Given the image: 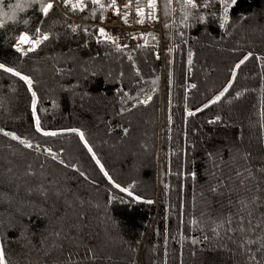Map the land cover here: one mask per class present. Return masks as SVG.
<instances>
[{
  "label": "trees",
  "instance_id": "16d2710c",
  "mask_svg": "<svg viewBox=\"0 0 264 264\" xmlns=\"http://www.w3.org/2000/svg\"><path fill=\"white\" fill-rule=\"evenodd\" d=\"M25 2L0 0V13L11 15L8 5ZM165 5L163 0L164 25L168 24L164 62L153 43L116 51L111 42L95 34L97 28L56 5L47 18L36 7L16 9L14 19L0 15V63L31 78L41 128L57 132L45 136L36 131L29 85L0 70V129L15 132L33 145L26 148L0 133V240L5 242L10 264H64L69 255L71 264H248L247 254L239 247L240 232L220 228L215 235L212 229L214 220L236 213L238 199L251 195L257 186L264 191V173L256 171L264 167V32L260 33L264 0H236L223 29L218 21L190 22L184 27L175 0L168 15ZM92 11L87 7L69 13L85 21L98 20L101 13L95 11L93 16ZM40 19L44 20L42 30L51 28L55 35L33 52L17 53L11 44L21 32L33 35ZM67 24L79 26L77 32L72 33ZM248 53L252 55L233 75L232 69ZM89 58L95 68L85 76L82 68ZM46 86L55 92L49 93ZM225 87L228 91L221 99L209 104ZM86 95L92 100L83 110L78 102ZM147 96L152 97L147 104L139 103ZM122 107L130 110L121 112ZM197 108L202 110L196 112ZM189 111L195 115L189 116ZM100 114L103 122L97 126L94 117ZM147 115L152 120L149 166L129 176L132 159L113 166L111 153L94 136L122 141L135 150L146 132L141 123ZM217 115L221 120L209 123ZM71 128L84 132L116 183L127 187L134 182L130 190L143 199L137 201L109 183L79 137L63 131ZM210 151L217 153L219 168L213 167ZM188 172H195V178ZM218 182L217 191L210 192L209 186ZM65 199L71 205H65ZM94 203L97 209L91 207ZM261 213L264 203L256 216ZM100 214L118 229L96 230L93 223ZM22 226L28 231L17 239ZM56 231L61 234L55 236ZM259 236L258 229L245 238L255 241ZM193 238L199 242L193 244ZM246 247L255 252L259 244ZM87 249L94 258H86ZM258 259L264 264V253Z\"/></svg>",
  "mask_w": 264,
  "mask_h": 264
},
{
  "label": "snow or ice",
  "instance_id": "6c2138e0",
  "mask_svg": "<svg viewBox=\"0 0 264 264\" xmlns=\"http://www.w3.org/2000/svg\"><path fill=\"white\" fill-rule=\"evenodd\" d=\"M56 0H26L25 3H17L16 5H8L10 9H13V12L11 15L7 13H0V15H8L9 19H14L15 10H23L25 7H36L38 10V13L41 17L47 18L50 16L51 11L55 7ZM176 4L180 6V11L182 12V18L180 19V24L184 27H189L190 22H195L198 24H204V23H215L218 21L219 28L223 29L225 28L226 24L229 21V9L232 5L236 3V0H175ZM63 6L69 11V12H83L89 4L92 6H96L101 10H107L111 9L113 12V15L120 16V19L127 24L128 23V16L129 11L132 9L133 4L132 0H125V3L123 4V8L125 11L123 12V15H120V6L117 4V0H109V3L105 4L102 2V0H62ZM173 4V0H166V11L165 15H168L167 9L171 7ZM147 18L149 20H156L158 19L156 15L157 10V0H147ZM135 14H136V21L137 24H143L145 19V8L143 6H140L139 4L135 7ZM92 15L95 16V8H93ZM98 19L101 23L104 22L105 16L103 15V11H101V14L99 15ZM25 23H28V21H25ZM44 23L43 19H40L39 23L35 26V30L33 33V37H31L29 34L25 32H21L19 34V38L16 40L15 43L11 44V47L15 49L17 53H20L21 55H24L25 52H33L35 51L39 46H41L44 42L49 41L50 36L55 35L51 28L48 30H42V25ZM0 26H3L2 21H0ZM67 28L71 30L72 33H76L79 26L74 24H67ZM165 28L168 27V24L164 25ZM82 31L85 33V35H90L88 33L87 28H83ZM99 38H101L104 41L111 42L116 51H121L124 48H127L128 45H122L120 43H117L118 37H114L106 31L104 27H99L96 29L95 33ZM143 35V34H141ZM181 35L183 33L181 32ZM132 39H136V36L133 35L131 37ZM83 39V37H82ZM155 39V37H153ZM84 43L87 44V40L84 39ZM22 45H27V48L22 47ZM252 53H248V55H245L243 59H241L236 65L235 68L232 69L233 75H235V69L239 68L242 64H244L245 61L249 59V56H251ZM192 56L193 53L191 51L188 52V63H192ZM158 58V57H157ZM129 60H132V57H128ZM256 59H260V57H256ZM133 71L135 72L136 76L140 75L139 69L135 66V63L132 65ZM0 70H2L5 73H10L16 77H19L20 80L24 81L26 84L29 85L28 91L31 92V103H32V109H33V118L35 120V127L37 132H42L45 136H56L57 132L55 131H43L41 128L40 120L36 117V103H37V94L35 91H32V80L28 75H23L20 71L16 70L14 67L7 66L5 63H0ZM121 76L124 74L121 72ZM229 84H231V81H229ZM192 87H195V85H192ZM228 89L225 87L222 91H220L213 100H210L208 103L212 104L216 101H219L221 97L224 95L225 92H227ZM239 95V93H237ZM123 96L129 97V94L127 92H123ZM151 96H147L144 100L139 101V103L147 104L149 100H151ZM204 108L208 107V104H205L203 106ZM130 109L121 108V112L129 111ZM202 109L197 108L195 111L199 112ZM187 111V110H186ZM189 116L195 115V112L189 111L187 113ZM169 122H171V117H168ZM221 120V117L219 115L215 116L213 120H210L209 123H213L216 121ZM264 126V125H262ZM63 131H68L75 133L81 142H83V145L85 148H87L88 152L92 154V159L96 162L97 165L100 166V171L104 173L105 177L108 178L109 183L113 184V186L117 189H119L121 192L126 193L129 197H132L133 199L140 201L143 199L140 195H134L132 189L134 187V182L131 184H128L127 187L122 186L120 183H116L113 178L105 171L104 166L101 164L100 160L97 158L95 152L93 151L92 147L88 144V141L85 139V134L83 131H81L78 128H71V129H64ZM127 132V129L124 130ZM0 133H2L6 137H11L13 140L19 141L20 144H22L26 148H32L33 145L30 143L28 139L21 138L18 136L15 132L12 131H5L4 129H0ZM39 148V146H37ZM49 154H52L51 149H45ZM209 159L213 162V167L219 168V165L216 163L215 157H217V153L215 152H209L208 154ZM53 158L55 159V155H53ZM248 157L245 156V159ZM61 164L64 163L63 160L60 161ZM69 166V165H65ZM72 168H76V165L72 164L70 165ZM78 170V169H77ZM249 177H252V173L248 172V170H245ZM257 172L264 173V167H261L260 169L256 170ZM236 176H240V172L235 173ZM81 176H84L83 172H80ZM187 175L192 176L195 178L196 173L195 172H188ZM254 179V177H252ZM244 181L241 180V184H243ZM167 188V185H165ZM217 187H219V182L216 186H209V191L215 193L217 191ZM147 203L151 204L154 201L148 200ZM0 203H3V201H0ZM236 203L239 205L237 208V211L235 214L229 213L227 216H222L220 218H217V220H214L213 223L215 227L212 229L213 233L215 235H219V231L217 229L224 228L226 232L229 233H235L240 232L241 235V242L239 244V247L244 250V252L247 254L248 264H262L261 259H258V254L264 253V213H261L259 216H256V212L258 209V206L261 203H264V191L260 189L259 186L255 188L254 191H252L251 195L246 196L242 199H238ZM180 207L182 208L183 205L181 204ZM203 215V213H202ZM256 220L257 222L253 224V220ZM235 220V226L234 225ZM180 223H183L181 220ZM193 224L196 223L195 220L192 221ZM15 227V226H14ZM259 229L261 236L257 237V240L253 241L251 239H246L245 237L249 234L255 233ZM20 232L22 233L21 237H17V239H22L23 235L27 233L28 229L27 227H20ZM177 231L179 234L182 235V233L179 232V225L177 228ZM61 233L59 231H56L54 233L55 236H59ZM165 238L167 239V233L165 234ZM175 238V237H173ZM205 240H208L207 236H204ZM199 241H197L195 238L192 239V243L196 244ZM259 244V248L253 252L251 249L247 248L246 246L248 244ZM88 257L86 258H94V253L91 249H87ZM167 255V253H165ZM0 264H10V261L7 258L6 255V248H5V242L3 240H0ZM64 264H71V257L69 255L68 259L64 261ZM165 264L167 262L165 261Z\"/></svg>",
  "mask_w": 264,
  "mask_h": 264
},
{
  "label": "rangeland",
  "instance_id": "374dc122",
  "mask_svg": "<svg viewBox=\"0 0 264 264\" xmlns=\"http://www.w3.org/2000/svg\"><path fill=\"white\" fill-rule=\"evenodd\" d=\"M263 32L264 31L260 30L261 34ZM27 34H29V33H27ZM30 36L34 38L33 35L30 34ZM165 38H166V32L164 30V45H160V44L155 45L157 48L158 55L160 56L161 60H162V58H163V60L166 59L167 46H166V41H165L166 39ZM22 47L27 48L28 46L22 45ZM85 62H86L85 66L82 68V72L84 73V75L89 73V70H91L93 67L95 68V66L92 65L93 64L92 59L89 58ZM162 62H164V61H162ZM164 71H165V67H164V64H162V73H161L162 76H163ZM46 87H48V86H46ZM46 87H44V89L49 91V93L55 92L54 91L55 88H53L52 86H49L48 88H46ZM74 88L76 89L77 87L75 86V87H73V89ZM73 94H75V96H76L77 91H73ZM87 99H89V100H87ZM90 100H92V97H89V96L87 97V95H86V99L85 98L83 99V97H82V99H79L80 102L77 101L78 104L80 103L79 108L83 109V110H87V108L89 106V105L87 106V103H89ZM94 118H95L97 126L102 124L103 115H101V114L95 115ZM142 121H143V123H141V124L144 125V128H145L144 131H146V132L141 134L142 140L139 142V146H137L135 150H133V149L130 150V148H128L127 145L122 143V141L117 140L116 142L115 141L110 142L109 140H106V139L103 140V139H100L99 137L97 138L94 136L96 142H98V144L101 146V148L104 150L107 149L111 153V154H108V157H109L110 162L112 163L113 166L117 163L125 164V162L128 161L130 158L132 159L131 170L133 173L129 174V176L134 175V174H139L141 169L147 168L149 166L148 165L149 163L146 159L149 158V148H150V143H151L150 142V134L148 132L149 129L151 128V123H152L151 116H149V115L144 116ZM2 162L3 163L5 162V165H6V161H2ZM4 172L8 173V171H4ZM49 184H51V182ZM71 198H74V200L78 201L77 197L75 199V197L74 196L72 197V195H71ZM69 199H65V201H66L65 205H67V206L71 205ZM72 201H73V199H72ZM91 207L92 208L94 207V209H97L95 203L92 204ZM102 219H103V217L100 214V219H96L94 221L93 224L95 225L96 230H98V231L104 230V233H106L105 231L108 228H109V231H111V232L116 231V229H118V226L116 228L115 227L113 228L114 223L111 219H108L107 221H104V219L103 220ZM85 224H83V225L85 226ZM99 229H101V230H99ZM92 233H95V231H93ZM41 251H43V249Z\"/></svg>",
  "mask_w": 264,
  "mask_h": 264
},
{
  "label": "built area",
  "instance_id": "2783aa9c",
  "mask_svg": "<svg viewBox=\"0 0 264 264\" xmlns=\"http://www.w3.org/2000/svg\"><path fill=\"white\" fill-rule=\"evenodd\" d=\"M87 2V0H86ZM103 3H109V0H102ZM125 3V0H117L118 6H120V15H123L125 9L122 7ZM133 7L129 11L128 23L125 24L120 16L113 15L111 9L101 10L96 6H92L91 4L88 7L91 9L95 8V11L100 12L103 11V15L105 16V20L103 23L100 20H91L85 21L82 18H77L70 14L68 10L63 6L62 0H56L55 5L62 9L65 13L70 15L71 17L77 19L80 22L86 23L91 27L99 28L104 27L108 34L118 37L117 43L128 46H137V45H146V44H155V45H164V20H163V0H157V10L156 15L158 19L149 20L147 18V0H132ZM143 6L145 8V19L143 24L135 23L137 17L135 14V7L137 5ZM143 34V35H141ZM135 35L136 39H132L131 37ZM155 37V39H153ZM162 61L163 58H162Z\"/></svg>",
  "mask_w": 264,
  "mask_h": 264
}]
</instances>
